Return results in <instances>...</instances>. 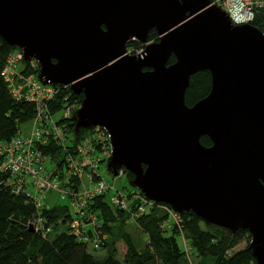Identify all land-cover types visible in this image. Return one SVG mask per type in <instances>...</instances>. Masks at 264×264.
<instances>
[{
    "label": "water",
    "instance_id": "obj_1",
    "mask_svg": "<svg viewBox=\"0 0 264 264\" xmlns=\"http://www.w3.org/2000/svg\"><path fill=\"white\" fill-rule=\"evenodd\" d=\"M152 29L160 40L128 54V42H146ZM0 35L38 60L45 83L84 95L77 127L108 131L113 165L132 172L148 199L248 228L264 264L259 28L234 24L210 0H0ZM200 70L211 72L212 90L189 107L186 89Z\"/></svg>",
    "mask_w": 264,
    "mask_h": 264
},
{
    "label": "trees",
    "instance_id": "obj_2",
    "mask_svg": "<svg viewBox=\"0 0 264 264\" xmlns=\"http://www.w3.org/2000/svg\"><path fill=\"white\" fill-rule=\"evenodd\" d=\"M253 1L254 17L250 23L264 33V0ZM148 37L150 41L159 39L156 30L150 31ZM129 46L136 47L134 49L137 50L143 48L142 43L136 40H132ZM15 47L0 35L1 140H10L21 134V125L33 120L38 113L35 102L14 97L8 81L3 76L15 53ZM175 62L176 57L172 55L169 63ZM28 66L29 62L26 70ZM55 86L56 95L47 104L48 115L53 116L70 103L82 104L83 94H76L74 90L63 85ZM211 90V72H196L191 76L186 89V104L193 107L207 98ZM74 120L73 116L56 120L57 125L64 127V139L67 142L48 135V144L41 146L43 154L50 156L54 161V167L47 168L48 173L62 182L63 188L68 190L72 198L80 193L82 183L78 170L72 165L79 152L76 145L83 141L88 131L84 128L76 130ZM70 134H73L72 137ZM201 143L207 147L213 145L208 135L201 137ZM91 173L94 181L100 180L98 170ZM125 173L130 179H134L132 172L127 170ZM6 178L5 175H0V264H191L177 237L180 233L185 234L191 241L193 253L199 257L198 264H257L249 243L237 249L251 238L248 228L221 227L204 221L192 210H184L179 213L181 221L175 226L174 232L167 234L162 225L170 217L171 206L165 203L153 204L149 212L137 218V224L148 238L145 246L140 248L130 234L121 233L117 226L118 221L129 218L132 211L112 208L105 194L88 198L86 207L87 212L96 214L99 223L94 228L102 238L101 244L107 247L106 255L98 257L90 252L86 242L79 241L71 233L69 222L74 215L69 205L55 204L49 208L38 209L32 195L14 194ZM39 219L44 221L42 229H36V221ZM60 225L64 228L60 229ZM90 234L93 235L92 229ZM104 236L108 237L104 239ZM120 244L126 248L122 258L118 247Z\"/></svg>",
    "mask_w": 264,
    "mask_h": 264
},
{
    "label": "built area",
    "instance_id": "obj_3",
    "mask_svg": "<svg viewBox=\"0 0 264 264\" xmlns=\"http://www.w3.org/2000/svg\"><path fill=\"white\" fill-rule=\"evenodd\" d=\"M227 1L231 4L232 9L230 8L226 10L234 24H246L253 20V0ZM214 3L217 4V2ZM220 7L225 10L223 6ZM237 16H243L244 20L237 22L235 19ZM31 60H36V62H38V60L35 58ZM32 64L33 66L35 65L34 62H32ZM37 65L40 66L39 62ZM7 69L8 66L5 68L3 76L6 81H8L14 97L35 102L37 104L38 113L35 116V128L31 134L26 135L21 133L10 140L0 139V175H5L7 177V184L14 194L27 193L28 195H32L34 197L38 209H43L45 207L49 208L50 205L47 203L45 192L57 190L61 183L58 178L52 177L48 173L45 162L46 156L43 154L41 146L48 144V135H52L55 139L60 141L64 139V127L57 125L56 121H54L52 117L48 115L47 109V103L56 95L57 90L55 85L63 84H49L45 83L43 79L41 80L40 77L33 79L31 76L25 77L22 74L21 78L26 80V82L22 85H19V88L16 89V87L11 82V78H8ZM63 86L73 90L71 85ZM66 100L68 101V97H66ZM77 104L79 103H70L64 109L63 117H71V108ZM46 123L48 124L46 125ZM100 129L102 131V135H104L101 137L108 141L106 144V155L108 158H111L113 150L110 141V135L105 128L100 126ZM90 149L91 148L89 146L87 147L84 145L78 147V151L84 157L89 155ZM94 162L96 161H92L94 168L92 171L97 172L99 168L98 162ZM72 165L78 170V172H80L78 166H75L74 163H72ZM29 179L32 183V186L36 190L35 194L28 190ZM96 184L97 188L94 190L96 191V194L103 193L104 189L106 188L103 179L97 181ZM84 191L88 193L90 190L84 188ZM84 196H87V194H84ZM87 201V199L82 200L81 204L77 206L76 215L69 222V227L71 233H73L79 241L86 242L88 246L93 245V248L97 249L102 243V238L98 235L96 229L94 228L96 225L94 215L87 212L86 210ZM113 201L119 207L125 209V206L121 205L125 204V201L122 200L120 196L114 197ZM43 223L44 221L42 219L36 221V229H42ZM91 229L93 235L90 234Z\"/></svg>",
    "mask_w": 264,
    "mask_h": 264
},
{
    "label": "rangeland",
    "instance_id": "obj_4",
    "mask_svg": "<svg viewBox=\"0 0 264 264\" xmlns=\"http://www.w3.org/2000/svg\"><path fill=\"white\" fill-rule=\"evenodd\" d=\"M215 2H217L219 6H223L225 10L226 9L228 10L230 8L232 9L231 4L227 0H215ZM136 41H139V40H136ZM155 42L156 41H150L148 37L146 42H141L143 46L142 49L140 48L141 50L134 49L136 47H132L128 45L127 52L128 54H131V55L139 54L143 50H145L147 45L155 43ZM28 62H29V66H28V70H26V66ZM32 62H34L35 64L34 66ZM37 64L38 62H36V60L30 61L24 58L22 47H19V46L15 47V53L12 55L9 61L7 71H8V78H11L12 80L11 82L16 87V89L19 88V85H22L26 82V80L21 78L22 74L25 77L31 76L33 79L40 77L41 70L39 68L40 66ZM81 107L82 105L77 104L75 106H72L71 108L72 109L71 115L75 118L74 121L76 122V130H80L81 128L88 130L86 132V137L83 139V141H80L77 143L76 149L78 150V147H80L81 145H84L87 147L89 146L91 148L88 156L84 157L81 155L80 152H78L77 156L74 157L75 158L74 164L75 166H78L80 169V172L78 173H80L79 176L82 181L81 190H80L81 193H79L78 196L72 198L69 195L68 190L63 188L61 184L57 190L45 192L47 203L50 206H53L55 204L69 205L71 213L75 216L77 212L76 208L79 204H81L82 200H85V199L88 200V198H92V196L97 195L96 191H94L97 188V184H96V181L93 180V176L91 173L93 172L92 170L94 169L92 161H96L98 162V166H99L98 171L100 172L99 175L101 176V177L99 176L98 177L100 178V180L103 179V181L105 182V186H106L103 193H100V194H105L106 200L110 203L111 207L114 209H116L119 206L113 201V198L116 196H120V198L125 201V204H121V205L125 206V210L129 209L130 211H132L130 212L131 216L129 218H127L124 221L122 220L118 221L117 226L120 232L121 233L125 232V233L130 234L135 240V242L137 243V245L140 248H143L148 238H147V234L144 233L142 228L137 224V218L141 216L143 213L149 212L151 208L153 207V204H155V202L148 199L141 192V190L135 185L134 179H130L127 176V174L125 173V171H127L125 167L113 165L112 157L108 158V156L106 155V150H107L106 144L108 141L105 138L101 137L104 135H102L100 126L90 125L88 127H80V128L77 127V123L79 121L78 111L80 110ZM63 116H64V110H60L59 112L55 113L51 117L54 121H56L62 118ZM34 119L26 123H23L21 125V131L23 134L29 135L34 131V128H35ZM70 135L72 137L73 134H70ZM65 140L66 139H64L63 141ZM65 142H67V140ZM45 162H46L47 168L49 167V169H51L54 167V164H53L54 161L51 160L50 156H46ZM28 182H29L28 190L31 193L35 194L36 190L32 186L30 179ZM60 183L62 182L60 181ZM84 188L90 191L86 193V191H84ZM84 194H87V196H84ZM119 208H122V207H119ZM92 214L95 217V224L99 223L98 218L96 217V214L95 213H92ZM169 215H170L169 219L165 221V223H163L162 227L167 234H172L175 230V226L178 225L179 222L181 221V218L179 216V213L176 212L172 207L169 210ZM61 222H62V219H60L59 223ZM59 228L63 229L64 226L60 225ZM107 237L108 236H104V239ZM177 237L179 238L183 249L186 251L191 264H198L199 257L195 253H193L194 248L192 246L191 241L188 240L185 234L183 233L178 234ZM251 241H252V235L249 240H246L245 242H243L240 246L237 247V249L244 247L248 243L251 244ZM118 247H119L120 257L122 258L126 248L124 247L123 244H120ZM89 250L94 255L98 257H103L106 255L107 247L101 244L99 248L94 249L93 245L92 246L90 245Z\"/></svg>",
    "mask_w": 264,
    "mask_h": 264
},
{
    "label": "clouds",
    "instance_id": "obj_5",
    "mask_svg": "<svg viewBox=\"0 0 264 264\" xmlns=\"http://www.w3.org/2000/svg\"><path fill=\"white\" fill-rule=\"evenodd\" d=\"M235 19L237 22H240V21L244 20V17L243 16H237Z\"/></svg>",
    "mask_w": 264,
    "mask_h": 264
},
{
    "label": "flooded vegetation",
    "instance_id": "obj_6",
    "mask_svg": "<svg viewBox=\"0 0 264 264\" xmlns=\"http://www.w3.org/2000/svg\"><path fill=\"white\" fill-rule=\"evenodd\" d=\"M152 30H155V29H152ZM152 30H150V31H152ZM150 31H149V33H150ZM149 36V35H148ZM160 40V36H159V39L158 40H156V42H158ZM132 41H130V42H128V44H127V46L129 45V43H131ZM128 53V52H127ZM131 55V54H130ZM175 56V55H174Z\"/></svg>",
    "mask_w": 264,
    "mask_h": 264
}]
</instances>
